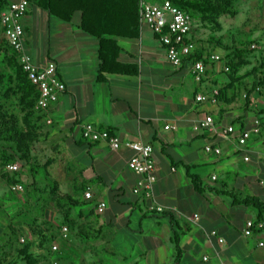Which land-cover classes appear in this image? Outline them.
<instances>
[{"label": "crops", "instance_id": "crops-1", "mask_svg": "<svg viewBox=\"0 0 264 264\" xmlns=\"http://www.w3.org/2000/svg\"><path fill=\"white\" fill-rule=\"evenodd\" d=\"M15 1L0 0L1 12ZM58 3L67 14L72 12L71 21L51 13L47 0L30 2L22 21L26 52L38 66L54 62L66 84V92L38 125L48 132L46 137L61 155L66 152L67 170L77 182L74 198L83 203L72 210L70 223L62 226L69 228L68 237H63L62 230L58 232L54 243L60 252L49 255V264L55 260L60 264H175V232L181 235L180 264H264V246H260L264 227L245 237L246 223L256 222L257 213L235 206L230 196L264 201V180L240 173L244 165L251 164L255 170H264V129L244 148L237 142L240 131L251 129L259 117L229 91L217 105L196 101L198 95L209 98L214 89L227 86L222 66L207 60V76L201 84L193 78L195 60L188 58L174 67L159 38L147 26H140L138 0ZM83 18L96 36L83 30ZM135 26L138 35L130 37ZM191 38L199 52L216 55L193 34ZM102 39L116 43L118 63L128 67L129 73L136 68V74L100 73ZM17 65L18 55L10 49L0 20V108L4 114H11L22 94ZM48 117L52 124L46 122ZM207 117L214 119L212 131L201 128ZM85 125L107 131L122 143L153 146L154 199L164 213L152 211L148 200L133 193L139 176L128 163L134 152L125 146L112 150L106 141L84 140ZM231 126L236 132L227 134ZM207 146L221 149V155L205 152ZM245 156L249 162L244 161ZM191 176L202 182V192L196 190ZM88 190L90 200L85 198ZM101 203L107 207L99 214ZM195 215L200 217L197 222ZM213 231L217 236H211ZM4 235L0 230V242ZM21 236L24 243L32 234L25 228ZM203 249L206 252L199 260ZM32 252L44 264L37 249L33 247ZM4 253L0 252V264L22 262L15 249ZM205 256L209 262H204Z\"/></svg>", "mask_w": 264, "mask_h": 264}, {"label": "rangeland", "instance_id": "rangeland-1", "mask_svg": "<svg viewBox=\"0 0 264 264\" xmlns=\"http://www.w3.org/2000/svg\"><path fill=\"white\" fill-rule=\"evenodd\" d=\"M235 10V16L222 15L218 18L219 27L196 20L193 35L221 56V62L217 65L222 66L224 78L225 69L229 67L227 64L234 61L240 65L235 76L237 82L229 94L234 100H244V107H247L245 89H251L261 73L264 76V0H240ZM238 50H244L241 61L237 57ZM226 80L230 84L227 75ZM261 91L263 95L255 93L252 97L254 109L264 110V89ZM11 110L8 115L13 119L5 122V125L0 123V164H18L20 171L12 174L0 169V230L19 242L24 238L21 236L22 229L27 228L31 232L38 227L37 223L47 225V219L56 222L62 218L54 205V194L75 197L78 189L73 174L67 170L66 152L61 155L59 148H54L46 137L48 132L38 125L41 122L35 116L26 115L20 100L19 104L12 105ZM235 112L244 114L242 109ZM256 117L264 122V115ZM251 165H244L240 173L264 180V170H255ZM203 181L206 182V178ZM16 183L24 187L20 194H13L10 190ZM261 198L264 199L263 196ZM205 252L204 249L199 252V260ZM19 264L26 263L22 261Z\"/></svg>", "mask_w": 264, "mask_h": 264}, {"label": "built area", "instance_id": "built-area-1", "mask_svg": "<svg viewBox=\"0 0 264 264\" xmlns=\"http://www.w3.org/2000/svg\"><path fill=\"white\" fill-rule=\"evenodd\" d=\"M30 2L28 0H17L0 13V20L4 26V33L10 49L18 55L20 66L27 75L28 80L36 87L39 92V98L36 104V110L44 115L48 113L52 104L56 103L59 97L66 92V84L58 74L57 65L54 62H48L44 67L36 65L31 56L26 52L24 45V27L23 18L26 16ZM139 16L140 26H147L158 38L161 44L166 48L168 61L174 67H180L184 61L194 55L198 51V45L191 38L194 20L192 17L177 5L169 0H139ZM204 60L194 61L192 74L195 82L201 84L207 76L206 58ZM213 62H221L220 55H213L210 58ZM226 72L229 68L225 69ZM219 89H214L209 98L198 95L197 102L209 101L213 105L219 103ZM48 124H52V120L46 118ZM214 119L207 117L202 123L201 128L212 131L214 129ZM263 128V121L257 118L251 129L242 130L238 136L237 142L239 147L244 148L253 136H259ZM166 130L171 129L170 126L165 127ZM236 129L234 126L226 130L227 134H234ZM82 137L84 140L92 143L106 141L112 150H119L123 146L134 152L133 157L129 160L128 166L132 172L139 176V180L133 190L135 195H141L150 202V209L156 213H164L165 209L158 205L154 199V188L157 182L156 165L153 158V146L142 142H126L122 143L118 138L112 136L107 131H98L92 125H85L82 128ZM205 152L209 154L221 155L219 148L207 146ZM245 162H249V156H245ZM0 169L16 174L20 171V166L15 163L0 164ZM216 180V177H213ZM13 194H20L24 191L22 184H14L11 186ZM85 198L90 200L92 194L90 190L85 193ZM106 203L98 206V213L102 214L106 210ZM198 215L194 216V221H199ZM263 223L248 221L246 223L245 237H250L254 230L263 229ZM69 234L68 227L62 229V235L67 238ZM211 236H217V232H211ZM221 243L223 240H219ZM2 243L0 242V247ZM260 246H264L261 243ZM52 253L59 254L60 247L58 243L52 245ZM204 262H209V257L203 258ZM52 264H60L58 260Z\"/></svg>", "mask_w": 264, "mask_h": 264}, {"label": "trees", "instance_id": "trees-1", "mask_svg": "<svg viewBox=\"0 0 264 264\" xmlns=\"http://www.w3.org/2000/svg\"><path fill=\"white\" fill-rule=\"evenodd\" d=\"M29 2H33L34 0H28ZM173 4L180 7L182 10H184L186 13H188L192 19L194 20L193 29L195 27L196 20L200 21V23L205 24H215L219 27V24L217 23V20L222 15H237V11L235 10L236 4L240 0H169ZM139 3V0H138ZM47 8L56 15L57 17L64 19L66 21H71L72 19V12L67 14V11L65 10V7L60 6L58 3V0H47ZM134 8L137 10V5L135 3ZM76 9H79L80 12L83 13L84 9L82 7H77ZM140 8L138 9L139 12ZM1 13V9H0ZM81 26L83 30H87L90 33V27L88 28L89 24L82 19ZM92 34V31L91 33ZM193 34V30H192ZM96 36V34H92ZM138 35V29L137 26H135L134 33L130 35V37H136ZM97 37H102V35H97ZM251 45V44H250ZM210 51L213 52L214 50L210 48ZM237 57L239 61H241V56L244 54V50H238L237 51ZM118 53H119V47L116 45L115 42L110 40H101L100 43V50H99V59H100V73H121V74H127L129 73L128 67L123 66L118 63ZM14 59H16V55L13 54ZM205 56H207V53L205 51L199 52L197 51L194 55L189 57V59H193L195 61L197 60H204ZM206 60H209L211 57L210 55L206 57ZM113 63V67L110 66V64ZM229 67V71L226 72V75L228 76L229 83L224 89L219 90V103H221L222 99L227 96V92L231 89V87L234 89V85L237 82V79L235 78L237 74V69H239V64H235L234 61H231L229 64H227ZM116 66V68H115ZM18 74L16 79L19 80L22 94L20 97V105L22 106L24 112H26V115L28 117L35 116L37 120H41L44 118V114L38 112L36 110V104L37 100L39 98V92L36 89V87L28 80L27 75L23 72L21 66L17 65ZM136 68H133V71L129 74H136ZM229 85V86H228ZM230 87V88H229ZM261 89H264V76L261 73V77L257 78V82L255 85L248 89L246 88L247 94L245 95L246 98V105L248 108H252L253 102L252 97L254 94L258 93V95H263V92ZM234 99V98H233ZM256 115H264V110L262 109H254L252 108ZM42 115V117H41ZM13 118L9 116L8 114L2 113V110L0 108V123L1 125H5V122L8 120H12ZM11 162H6V164ZM2 164V163H1ZM5 165V164H4ZM19 173V172H18ZM17 174V173H16ZM194 187L198 192H202V182L199 180V178L195 176L190 177ZM17 184V183H16ZM231 198L234 200L235 206H244L248 208H253L257 212V221L264 222V201L257 197H240L237 195L230 194ZM54 202L55 206L58 207L59 221L56 220V222L52 219H47V225H39L37 223L38 227H35L34 230L31 231L32 237L28 238L24 241L22 244L15 239H13L12 235L5 234L3 236L2 246L0 247V252H6L11 251L13 252L14 249L16 250V254L21 258L23 262L26 264H40V261L38 260V257L32 252V248H36L38 251V254L44 258V264H49L50 259L49 255H52V245L54 241L57 238L58 232L62 230V226H66L70 223V218L72 216L71 212L74 208L78 206H82L83 203L74 197H70L69 195H60V194H54ZM53 199V198H52ZM69 229V228H68ZM12 236V237H11ZM19 236V235H18ZM35 239V240H34ZM18 242V243H17ZM181 243V235L175 232L174 238H173V244L175 246L176 251V257H175V264H180L182 259L183 251L180 246ZM5 254V253H4Z\"/></svg>", "mask_w": 264, "mask_h": 264}]
</instances>
